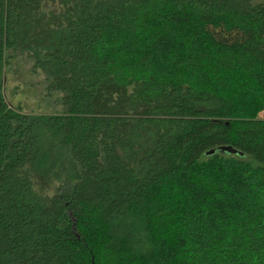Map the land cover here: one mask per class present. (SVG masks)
Returning a JSON list of instances; mask_svg holds the SVG:
<instances>
[{"label": "trees", "instance_id": "1", "mask_svg": "<svg viewBox=\"0 0 264 264\" xmlns=\"http://www.w3.org/2000/svg\"><path fill=\"white\" fill-rule=\"evenodd\" d=\"M263 110L264 0H0V264H264Z\"/></svg>", "mask_w": 264, "mask_h": 264}, {"label": "rangeland", "instance_id": "2", "mask_svg": "<svg viewBox=\"0 0 264 264\" xmlns=\"http://www.w3.org/2000/svg\"><path fill=\"white\" fill-rule=\"evenodd\" d=\"M4 97L10 106L19 105L23 112L60 113V94L44 88L43 76L31 70L24 56H17L8 66L3 79ZM264 118V110L260 112Z\"/></svg>", "mask_w": 264, "mask_h": 264}, {"label": "water", "instance_id": "3", "mask_svg": "<svg viewBox=\"0 0 264 264\" xmlns=\"http://www.w3.org/2000/svg\"><path fill=\"white\" fill-rule=\"evenodd\" d=\"M219 149H223V150H227V151H230L232 153H235V150L231 149V147H221ZM210 152H212V151H210Z\"/></svg>", "mask_w": 264, "mask_h": 264}]
</instances>
